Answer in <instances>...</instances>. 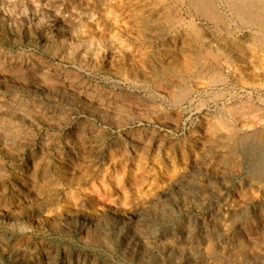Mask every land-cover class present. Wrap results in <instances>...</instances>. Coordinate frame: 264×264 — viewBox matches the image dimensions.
Listing matches in <instances>:
<instances>
[{"label":"rangeland","instance_id":"obj_1","mask_svg":"<svg viewBox=\"0 0 264 264\" xmlns=\"http://www.w3.org/2000/svg\"><path fill=\"white\" fill-rule=\"evenodd\" d=\"M210 1L0 0V264H264V0Z\"/></svg>","mask_w":264,"mask_h":264},{"label":"bare ground","instance_id":"obj_2","mask_svg":"<svg viewBox=\"0 0 264 264\" xmlns=\"http://www.w3.org/2000/svg\"><path fill=\"white\" fill-rule=\"evenodd\" d=\"M243 1V0H242ZM198 2V3H197ZM227 2H229V1H227ZM226 2V3H227ZM190 3L191 4H193L195 7H196V10H197V12H199V13H204L205 15H207L208 17L209 16H212V14L214 13V5L212 4V2L210 1V0H190ZM239 3V2H238ZM243 3V2H242ZM241 3V4H242ZM228 5H229V3H228ZM233 5V6H232ZM247 5H249L248 3H247ZM230 6L231 7H229V8H231L232 10H233V12H235L237 15H238V17H240L241 19H243V22H246V20H250V22L252 21V20H255L256 18H255V16H254V14H252V13H250V12H248V8H245L246 7V5L244 6L243 4H242V6L240 5V7H238V5H234L233 3H231L230 4ZM244 6V7H243ZM253 7V6H252ZM250 8V7H249ZM254 8V7H253ZM251 10V9H250ZM253 11V10H252ZM234 13V14H235ZM254 13H255V11H254ZM170 15V14H169ZM203 15V14H202ZM207 16H204V17H207ZM207 17V18H208ZM215 17V16H214ZM211 20H214V18L212 17H209ZM208 18V19H209ZM255 18V19H254ZM258 19V18H257ZM259 21V20H258ZM216 23H218V21L216 22ZM253 23V22H252ZM219 24V23H218ZM198 30V28L197 27H195V26H191V28H190V32H194V31H197ZM201 30V29H200ZM186 34V33H185ZM196 42V41H195ZM194 43V42H193ZM255 43V42H254ZM264 43V42H263ZM212 55H213V53H212ZM215 55V54H214ZM179 58V57H178ZM214 58V57H213ZM217 58V57H216ZM215 58V59H216ZM219 59V58H218ZM188 62V61H187ZM194 62L195 61H191L190 63L188 62V64L187 63H183V61H182V63H183V66H185V70H191V69H193V68H195V66L197 67V63H195L194 64ZM199 62V61H198ZM198 64H200V66H201V64L202 63H198ZM191 66V67H190ZM200 68V67H199ZM196 70V69H195Z\"/></svg>","mask_w":264,"mask_h":264}]
</instances>
